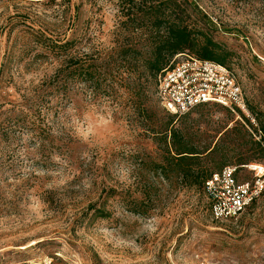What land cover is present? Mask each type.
<instances>
[{
    "label": "rangeland",
    "instance_id": "obj_1",
    "mask_svg": "<svg viewBox=\"0 0 264 264\" xmlns=\"http://www.w3.org/2000/svg\"><path fill=\"white\" fill-rule=\"evenodd\" d=\"M177 1L213 23L257 125L220 106L176 117L190 147L214 151L191 169L236 161L250 181L245 167L264 166L246 153L264 123V0ZM129 5L0 0V264H264V194L214 221L196 176L177 174L170 138L155 134L167 116L155 79L113 64L120 46L154 49L151 35L122 31ZM71 57L97 62L100 82L73 73Z\"/></svg>",
    "mask_w": 264,
    "mask_h": 264
},
{
    "label": "trees",
    "instance_id": "obj_2",
    "mask_svg": "<svg viewBox=\"0 0 264 264\" xmlns=\"http://www.w3.org/2000/svg\"><path fill=\"white\" fill-rule=\"evenodd\" d=\"M140 1L136 3L135 0H128L130 5L126 12L123 13V21L120 24L121 29L130 35H151L150 45L154 49L142 53L133 49L132 45L120 46L115 52L114 65L123 66L130 74H136L139 68H143L148 77L155 79L156 87L157 76L168 66L175 56L180 54L186 53L199 59L211 61L230 68L226 65L227 59L231 56L230 53L222 49L208 36L211 35L210 27L213 26V23L207 20L201 23L198 19L199 17L196 16L193 18V12H200L191 3L188 1L178 2L177 0ZM58 46L59 49L65 51L71 46V42L67 41ZM72 60L74 58L71 57L69 59L70 66H75L73 73L80 72L81 75L87 76L89 80L95 81L96 84L100 82L101 76L95 65L97 62L89 63L90 65L86 67L82 64L77 65ZM141 79L142 74L138 73L136 80L137 88H140L139 83ZM141 113L142 115L149 114L147 111L145 113V110H141ZM236 114L244 116L238 110H236ZM175 118L176 116L167 114L166 123L160 129V132H155V134H160L167 145L168 139L170 138L169 145H171V148H168V152L169 154L171 152L174 153L172 160L177 164V174L185 179L196 176L195 180L189 184L190 187L203 188L204 191L206 182L214 174L220 173L226 167L232 165L239 167V170L242 168L241 165H238L234 161L223 167L217 173L210 172L204 168H199V171H192L191 163L200 162L203 155H209L214 151L206 150L205 152H199L197 149L190 147L181 136L180 131L175 128ZM260 131L264 136V123ZM248 144L250 148L246 153L252 155L261 152L264 154V149L261 145L254 142L251 138Z\"/></svg>",
    "mask_w": 264,
    "mask_h": 264
},
{
    "label": "built area",
    "instance_id": "obj_3",
    "mask_svg": "<svg viewBox=\"0 0 264 264\" xmlns=\"http://www.w3.org/2000/svg\"><path fill=\"white\" fill-rule=\"evenodd\" d=\"M157 97L163 110L172 116L187 115L202 105H220L234 114L240 111L257 127L235 71L193 55H177L161 71L157 76ZM255 132L256 141L264 149L262 132ZM245 169L252 174V180L239 181V167L232 165L206 182L204 193L214 221L236 219L264 194V166L251 164Z\"/></svg>",
    "mask_w": 264,
    "mask_h": 264
}]
</instances>
